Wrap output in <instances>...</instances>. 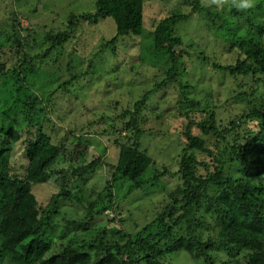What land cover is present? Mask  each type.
<instances>
[{"label": "trees", "instance_id": "1", "mask_svg": "<svg viewBox=\"0 0 264 264\" xmlns=\"http://www.w3.org/2000/svg\"><path fill=\"white\" fill-rule=\"evenodd\" d=\"M144 4V0H95L94 13L68 14L63 27L46 32L43 42L50 45L38 56L47 57L49 51L67 43L78 21L93 24L107 17L114 20L116 32L101 48L115 56L119 38L140 42ZM181 6L161 18L152 31L153 49L164 53L166 65L150 73L151 89L182 79L195 61H210L201 44L207 46L214 36L221 44L235 46L237 54L233 63L212 61L214 71L240 83L236 90H220L227 98L244 99L246 106L218 116L221 106L199 109V101L191 99L180 83L178 115L187 119L181 131V153L175 164H162L161 170L140 143L146 125L141 126L139 105L145 94L121 112V126L114 119L99 118L115 132L125 131L117 136L103 131V135L109 133L108 144L118 148L114 164L105 163L102 154L87 152V145L76 138L53 142L41 129L44 102L25 88L27 74L37 71L32 66L36 55L22 49L28 39L21 41L24 37L16 28L19 11L7 7L0 13L5 18L0 25V264H169L170 257L181 251L196 264H217V258L219 264H264V0H255L245 10L231 0H181ZM222 13L244 17L259 38L247 34L234 39L233 33L219 40V31L225 35L230 30ZM194 16L202 24L199 33H193L199 43H185L176 25ZM137 59L128 61V69L138 70ZM246 86L249 91L244 90ZM187 104L191 108L184 110ZM192 110L204 111L207 117L200 115L196 120ZM151 118L157 125L160 115ZM22 122L24 130L15 127ZM17 145L21 146L19 163ZM105 150L104 144L101 152ZM103 165L110 177L93 200L90 195L85 199L75 185L86 175L103 171ZM168 169H172L168 177L176 184L167 190L165 204L155 210L151 221L138 227L137 221L124 217L134 209L129 206L135 202L133 191L156 184ZM120 179L128 182V193L115 201L113 183ZM33 185L46 188L45 200H38ZM65 205L81 209L75 216H82L70 219L66 212L61 216Z\"/></svg>", "mask_w": 264, "mask_h": 264}, {"label": "rangeland", "instance_id": "2", "mask_svg": "<svg viewBox=\"0 0 264 264\" xmlns=\"http://www.w3.org/2000/svg\"><path fill=\"white\" fill-rule=\"evenodd\" d=\"M144 3V21L140 42L130 43L132 41L126 36L119 38L116 43L118 49L115 56L110 53L108 48H101L104 42L116 32L115 22L111 17L100 19L93 24L83 20L78 21V25L67 43L49 51L47 57L38 56L44 54L43 52L50 45L49 42H43V35L46 32L63 27V22L66 21L68 14L94 13L95 0H0V13L7 7L19 11L17 20L20 25L17 30L20 36L24 37L21 41L28 39L23 46L24 52L36 55V61L32 66L37 71L34 75L27 74L25 88L28 87V91L36 93L44 102L45 113L41 129L51 137L53 142L63 139L75 141L76 138L83 142L84 146L87 145V152L102 154L105 163L114 164L117 161L118 148L113 143L108 144L107 135L109 133L103 135V131L107 129L108 132L116 133V136L117 133L123 134L125 131L115 132L106 123L99 122V118L104 116L102 118L108 122L114 119L121 126L123 121H118V116L127 106L133 105L145 94L147 98L139 105L140 115L143 119L141 126L146 125L142 127L144 132L140 143L142 148L159 164L157 166L161 170L160 165L162 164L167 167L175 164L181 153V131L186 125L187 119L178 115V98H181L179 95L180 83H182V89L188 92L187 95L189 94L191 99L199 101V109L208 110L210 106H221V109L217 110L218 116L223 111L227 114L240 112L246 106V101L234 97L227 98L229 95L220 90V87L236 90L240 83L235 77H231L225 72L214 71L212 61L222 64L233 63L237 54L235 46H229L228 42L221 44L214 36L211 37L212 40H208L207 46L201 44L204 53L210 56V61L200 60L201 63L195 61L192 66L188 67L187 73L182 74V79L166 83L162 88L151 89L154 80L153 77L149 79L150 73L155 74V70H162L166 65L164 53L153 49L152 31L161 18L179 9L177 6L178 4L181 6V0H144ZM226 9L228 10V8ZM196 14L198 15V13ZM195 16L193 19L190 17L176 25V32L183 37L185 43H199L196 34L193 33H199L198 30L202 29V24L198 25L197 21H200V18ZM220 16L226 21L230 30L225 35L223 30L219 31L217 35L219 40L224 36L223 41H225L226 36L233 33H235L234 39L236 36L247 34L259 38L255 36V31L248 29L244 17L228 13H222ZM204 20L208 21L207 18ZM4 23L5 18L2 19V15H0V25ZM218 24V26L221 25L220 20H218ZM6 25L9 28L8 22ZM228 27L225 30H228ZM133 57L135 59L138 57L135 60V65L139 71L128 69L130 67L128 61ZM244 90L249 91V86H246ZM185 107L184 110L191 108L189 105ZM191 112L196 120L200 115L203 118L207 117V113L204 111L198 113L192 110ZM155 114L160 115L157 125L151 118L155 117ZM15 125L19 130H24L23 122ZM88 126L97 129V132L85 129ZM152 126L154 131H152ZM83 130H86V133H83ZM79 134H82V139L81 136L77 137ZM25 137L26 135L23 133L22 138ZM104 144L106 150L101 152V147ZM15 150L17 159L15 160L19 163L22 161L20 158L21 146H15ZM103 166V171L88 174L75 185V190L76 187L80 188L85 199L90 195L93 200L97 196V192L102 189L105 179L110 177V170L106 165ZM168 170L169 172H166V175L162 176L156 184H150L133 191L136 197L131 199L135 202H130L129 206L134 209H131V214L128 215L123 212L125 218L132 219L133 222L137 221L138 227H140V222L151 221L155 210L161 209L165 204L169 192L167 190L176 184L174 178L168 177L172 169ZM48 185L53 184L49 182ZM52 188L56 190L54 185ZM32 189L39 201L47 198L46 188L42 185H33ZM93 193L94 196H92ZM113 193L115 201H120L128 193V182L125 179H120L113 183ZM62 211L63 215L61 216H64V212H66L65 217L70 219L80 218L83 214L75 216L76 212L81 211L75 206L65 205L62 207ZM56 219L59 220L61 217L58 216ZM132 229L136 230L134 227ZM219 263L220 260L217 258V264ZM169 264L196 263L187 253L181 251L170 257Z\"/></svg>", "mask_w": 264, "mask_h": 264}, {"label": "clouds", "instance_id": "3", "mask_svg": "<svg viewBox=\"0 0 264 264\" xmlns=\"http://www.w3.org/2000/svg\"><path fill=\"white\" fill-rule=\"evenodd\" d=\"M218 3H224V2H227V0H217ZM232 4L234 6H236L237 8L239 9H242V10H245V9H250L254 6V0H231ZM20 25V22L18 23L17 27L18 28ZM27 30V29H26ZM71 38V37H70ZM69 38V39H70ZM24 50V48H22ZM28 54H30L28 52ZM147 97L144 98V100L146 99Z\"/></svg>", "mask_w": 264, "mask_h": 264}]
</instances>
